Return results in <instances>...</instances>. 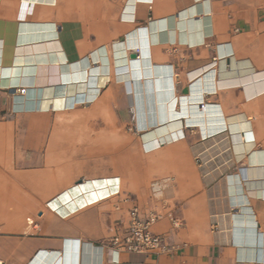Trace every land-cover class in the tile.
Listing matches in <instances>:
<instances>
[{
	"label": "crops",
	"instance_id": "0c3cea01",
	"mask_svg": "<svg viewBox=\"0 0 264 264\" xmlns=\"http://www.w3.org/2000/svg\"><path fill=\"white\" fill-rule=\"evenodd\" d=\"M168 32L172 41L150 44V38ZM137 36L154 66L175 71V111L183 121L161 137L183 134V139L152 147L144 137L145 149L161 157L154 164L163 167L157 177L165 176L154 187L159 194L168 189L163 198L174 202L183 221L171 235L168 218L153 227L177 246L166 254L104 245L130 218L124 203L110 215L100 213L105 202L113 204L121 179L88 177L105 167L96 140L69 141L61 149L44 137L56 127L18 125L118 104L121 88L130 87L127 100L132 95L137 130L146 133L142 100L130 80H118L112 50L119 41L135 46ZM104 47L108 72L92 75V66H102L94 54ZM84 60L91 67H83ZM0 79V264H61L63 254L65 264H264V0H0ZM190 98L202 125L182 115ZM222 116L251 124L241 130L248 140L233 145L229 131L226 148L203 158L199 144ZM75 132L88 134L83 126ZM41 150L69 164L44 165L37 159ZM94 178L113 185L114 196L65 217L48 209L67 188ZM43 203L48 213L36 220ZM139 210L144 219L156 209L150 201ZM85 243L93 246L86 255ZM70 245L83 246L79 258H67Z\"/></svg>",
	"mask_w": 264,
	"mask_h": 264
},
{
	"label": "bare ground",
	"instance_id": "6f19581e",
	"mask_svg": "<svg viewBox=\"0 0 264 264\" xmlns=\"http://www.w3.org/2000/svg\"><path fill=\"white\" fill-rule=\"evenodd\" d=\"M129 11H132V8L127 9L125 13L127 16L129 15L128 13ZM157 26L160 29V25L157 24ZM176 27H177V24L175 23L174 28L172 29L174 30L176 29ZM172 40L173 39L170 38L169 32L167 35H165V33H161V37L158 36L156 39L150 38V44L151 45L153 43H158V44L163 43L164 44V42L166 41L170 42ZM134 41H135V46H131L127 42H122V41L115 42L113 44L112 50L115 51V55L117 58L114 61L115 73L118 76V80L120 82H124L126 80H130L132 82L133 86L135 87L137 91V94L139 95V99L142 100V101L140 100L141 104L139 107L142 106L141 109L143 112H145L143 120L146 123L145 127L148 129V131L146 132L147 134L146 135L144 134L145 140L147 141V143L152 145V147L154 146L160 147L164 143L174 142V139L176 138L175 134L173 135L171 134L170 137H166L163 139L161 138L163 133L168 130L169 126L175 123L179 124L178 126H180V123L183 122L181 118H179V116H181V113L177 114L175 111V105H176V99H177L176 79H175L176 75H175V71L171 68L166 69L165 67L162 68V66H159V67L154 66V64L151 63L150 61L151 58H150L148 50L144 48V45L140 44L139 37L138 36L135 37ZM130 52L135 55V61H133V59L129 56ZM94 60L95 61L100 60L102 62V66L98 68L93 67V66L91 67V63L88 62L87 60H84L83 67H86V68L91 67L92 75H96V74L100 75L102 73L108 72L109 59L107 56V49L105 47L101 48L97 53L94 54ZM199 88L200 86H197L193 90L194 93H199ZM25 97L26 96L24 95V98ZM24 98L19 99V101H23L24 103H26ZM192 101H195V100L194 99L192 100L190 98L187 101V104L185 103L183 107L184 112L182 115L184 116L187 115L189 117L191 116L188 120L190 124L197 123V124L202 125L204 120H202V118L198 119V115H197L198 107L196 105H191ZM212 122L210 124V126L212 125V130H210V132L208 131L206 132L205 140H203V142H201L199 144L200 146L198 147V151L203 158L206 155H208L210 151H213V149L215 148H226L228 140H225L227 137L226 138L224 137L229 136V133H227L229 131L232 132L231 138L234 142L233 145L234 144L241 145L243 143H246V141L248 140V138L243 136V134L241 133L242 132L241 130H244L243 132H245V129H248V128L250 129L251 124L245 122L242 118H239V117L229 118L228 116H224V117L222 116L218 120L212 121ZM248 142L249 144L247 145L253 146L252 145L253 143L251 142V140ZM220 158L222 157L220 156ZM209 178L210 177H208L207 179ZM112 186L113 185L108 184L105 180H101L100 178L86 179L81 183L70 186L65 191L57 195L55 199L50 201V202H53L52 206L49 207L47 205V207L51 212H56L60 216L65 217L79 210H82L83 208L91 204L106 200L110 198L111 196H114L112 194V191H113ZM91 248L93 250V246L91 244L85 243L84 255H86L87 252L88 253L91 252L90 251ZM82 249H83V246L79 247L78 245L76 246L70 245V248L69 250H67V254H66L67 258L71 260L74 257L79 258L81 256ZM64 259H65V256L63 254L61 257V261H60L61 264H65V262H63Z\"/></svg>",
	"mask_w": 264,
	"mask_h": 264
},
{
	"label": "rangeland",
	"instance_id": "374dc122",
	"mask_svg": "<svg viewBox=\"0 0 264 264\" xmlns=\"http://www.w3.org/2000/svg\"><path fill=\"white\" fill-rule=\"evenodd\" d=\"M128 94H132L130 87L121 88L122 101L118 104H95L92 107L83 108L75 112L58 113L45 120L26 119L18 125L56 127L55 134L44 137L48 139L47 142L49 138L55 139L59 144V148L69 141L74 142L79 139L87 143L91 139L97 141V146L104 149V157L99 159H104L105 167H100L96 174L91 173L88 177L118 176L121 179L118 186L119 193L110 200L113 204L108 206L105 202L104 205L101 203L92 206L103 205L104 209L100 213L104 216L115 212L118 206L124 203L129 208L128 217L131 218L132 210L130 209L133 206H145L150 201H153L155 211L162 215H165L169 210H174L177 214L174 202H167V204L166 199L163 198L168 189L163 188L160 191L162 194H159L154 187V185L162 181L161 179L165 178V176L157 177L160 175L158 170H163V167H154V164L161 157L157 152H148L145 149L144 134L146 133L137 130L133 112V99L132 95H130L131 99L128 101ZM80 126H83L84 130L88 131V134L86 132L76 133L75 128ZM183 138L184 135L179 134L176 135L174 141ZM24 153L26 155L32 152ZM37 154V159L42 161L44 165L63 167L69 164L60 155L51 158L46 157L45 150H41ZM112 158L115 164L114 167H111ZM236 171L238 172V169ZM47 213L46 205L43 203L41 211L34 216V219H42Z\"/></svg>",
	"mask_w": 264,
	"mask_h": 264
},
{
	"label": "built area",
	"instance_id": "2783aa9c",
	"mask_svg": "<svg viewBox=\"0 0 264 264\" xmlns=\"http://www.w3.org/2000/svg\"><path fill=\"white\" fill-rule=\"evenodd\" d=\"M165 217L171 222L169 235L176 233L183 226L182 219L174 210H169L165 215L151 211L143 219L139 207L133 206L128 227L118 229L112 237L104 241V245L121 252L144 254L173 252L177 246L170 244L169 236L153 232V227Z\"/></svg>",
	"mask_w": 264,
	"mask_h": 264
}]
</instances>
